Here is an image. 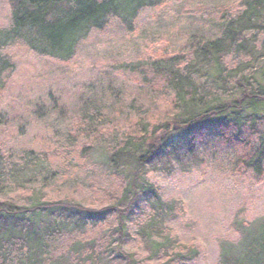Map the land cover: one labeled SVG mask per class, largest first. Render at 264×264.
<instances>
[{"label":"trees","instance_id":"trees-1","mask_svg":"<svg viewBox=\"0 0 264 264\" xmlns=\"http://www.w3.org/2000/svg\"><path fill=\"white\" fill-rule=\"evenodd\" d=\"M162 1L9 0V25L0 30V77L14 70L3 53L10 39L21 41L40 57L67 60L88 31L103 29L112 18L132 25L142 9ZM212 26L211 36L189 37L185 56L158 58L148 66L155 79L148 92L154 102L163 94L170 107L166 120L151 121L149 111L135 97L111 99L110 93V101L104 104H83L75 132L94 128L93 133L101 130L102 136H108L112 130L124 131L102 156L116 169L122 186L99 209L71 199L46 198L50 190L59 194L53 185L70 181L74 171L66 161L55 163L58 155L33 149L17 154L0 150V197L5 191L25 195L20 204L0 201V264H73L81 251L82 264H135L126 250L135 235L146 242L149 261L172 264L181 251L155 222L174 204L162 201L148 175L180 164L177 157L182 152L195 158L199 148L207 152L212 143L251 152L240 161L261 172L264 0H241L235 15H222ZM66 139L73 140L71 130ZM72 151L81 152L77 146ZM108 221L113 238L106 244L107 251L101 257L95 250L84 253V237ZM229 251L221 250L219 264H264V222L238 246L234 257ZM195 253L188 251L190 257Z\"/></svg>","mask_w":264,"mask_h":264},{"label":"rangeland","instance_id":"rangeland-1","mask_svg":"<svg viewBox=\"0 0 264 264\" xmlns=\"http://www.w3.org/2000/svg\"><path fill=\"white\" fill-rule=\"evenodd\" d=\"M240 2L163 0L142 9L132 25L112 18L103 29L88 31L67 60L40 57L21 41L10 39L3 53L14 70L0 77V150L17 154L33 149L58 155L55 163L66 161L74 171L70 181L53 185L59 194L48 190L46 198L71 199L99 209L122 186L116 169L102 156L104 148L121 139L124 131L112 130L108 136H102L100 129L93 133L94 128L75 132L83 104H104L110 101V93L111 99L135 97L147 108L151 121L166 120L170 107L163 94L154 102L148 92L155 84L148 71L150 62L185 56L191 35L214 34L212 22L222 15H235ZM9 20V0H0V30L8 27ZM70 130L73 143L66 139ZM76 146L81 152L72 151ZM248 153L237 146L212 143L207 152L199 148L195 158L182 152L177 157L180 164L148 175L162 201L174 204L171 212L159 215L155 222L181 251L172 264H219L223 248L234 257L238 246L264 222V162L257 173L240 161ZM24 196L5 191L0 201L20 204ZM109 223L87 233L84 253L95 250L101 257L107 251L106 244L113 238ZM132 240L126 250L135 264H156L147 259L146 242L136 235ZM191 249L196 250L192 257ZM74 258L73 264H82V251Z\"/></svg>","mask_w":264,"mask_h":264}]
</instances>
